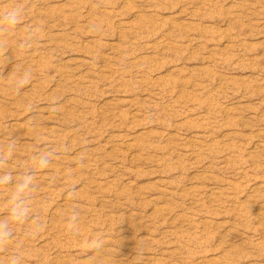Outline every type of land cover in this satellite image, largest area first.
Listing matches in <instances>:
<instances>
[{
    "label": "rangeland",
    "instance_id": "obj_1",
    "mask_svg": "<svg viewBox=\"0 0 264 264\" xmlns=\"http://www.w3.org/2000/svg\"><path fill=\"white\" fill-rule=\"evenodd\" d=\"M16 6L22 22L0 35L13 177L0 221L14 232L0 264H264V0H0V13ZM47 151L14 223L15 185Z\"/></svg>",
    "mask_w": 264,
    "mask_h": 264
},
{
    "label": "clouds",
    "instance_id": "obj_2",
    "mask_svg": "<svg viewBox=\"0 0 264 264\" xmlns=\"http://www.w3.org/2000/svg\"><path fill=\"white\" fill-rule=\"evenodd\" d=\"M24 15V9L21 7H12L7 11L0 13V35L14 29L17 25L22 22ZM34 34H29L26 40L31 43ZM0 54H2V49H0ZM30 73H25L23 76L18 78L13 84V90L19 91L25 87L30 80ZM15 146L14 141L10 143L9 150L11 151ZM56 153L52 151L41 152L33 157L34 166L29 169L22 177L20 182L15 185V191L10 197V202L12 203L11 208V221L17 224H24L28 221L30 217V199L31 192L35 189L33 180L35 178V172L37 170H43L49 167L52 159ZM7 163V157L0 154V168H3ZM82 163V161H81ZM13 180L11 173H5L0 175V185L10 184ZM79 212L75 209L71 212L70 216L66 222V230L69 233L77 234L78 228ZM39 226H37V230ZM13 230L8 227L5 222L0 221V246H3L7 241L11 240L13 237ZM91 247H99V241H92ZM9 264H22V257L19 254L13 255L9 259Z\"/></svg>",
    "mask_w": 264,
    "mask_h": 264
}]
</instances>
